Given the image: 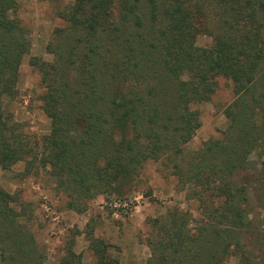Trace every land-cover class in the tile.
<instances>
[{
	"label": "trees",
	"instance_id": "obj_1",
	"mask_svg": "<svg viewBox=\"0 0 264 264\" xmlns=\"http://www.w3.org/2000/svg\"><path fill=\"white\" fill-rule=\"evenodd\" d=\"M191 1L119 0L114 12L116 0H75L63 14L69 29L55 62L30 61L48 88L42 101L50 131L42 137L41 163L77 209L75 201L94 193L124 196L146 160L181 154L201 125L190 103L207 99L217 76L231 80L226 129L205 141L187 167L173 163L205 206L201 224L192 232L177 211L166 222L156 220L147 264H223L234 249L243 250L246 230L262 232L264 239V217L255 211L264 210V0H215L213 24L206 0ZM15 5L0 0L3 169L19 160L28 165L32 153L1 104L15 91L29 47L19 19L10 15ZM201 32L212 37L211 45L196 44ZM240 173L239 183L234 176ZM13 201L0 188V264H30L37 250ZM107 245L91 239L96 264H118ZM59 264L85 263L67 247Z\"/></svg>",
	"mask_w": 264,
	"mask_h": 264
},
{
	"label": "rangeland",
	"instance_id": "obj_2",
	"mask_svg": "<svg viewBox=\"0 0 264 264\" xmlns=\"http://www.w3.org/2000/svg\"><path fill=\"white\" fill-rule=\"evenodd\" d=\"M118 2L116 0L114 12ZM74 3L75 0H16L15 10L11 11L10 15L18 18L24 28L29 47L18 67L15 91L3 95L1 104L9 122L16 125L32 153L27 157L28 165L27 161L19 160L8 169L0 166V188L13 194L12 205L19 211L20 224L25 232L31 234L37 251L30 253L33 258L30 264H59L67 247L79 254L85 264H96V255L90 246L92 238H100L108 244L106 253L117 259L118 264H147L153 257L152 241L157 225L169 219V212L177 211L178 215L186 218L187 227L192 232H196L201 224V209L205 206L201 207L200 202L194 199L192 184L182 181L181 173H176L173 163L187 167L205 141L218 138L226 129L228 119L225 110L234 98L232 82L219 75L214 92L207 99L190 103V107L198 111L201 125L183 145L181 154L168 153L170 160L165 155L158 161L146 160L135 180L125 186L122 197L98 192L75 201L79 209L69 207V198L57 187L50 167L41 163L42 137L50 131V121L42 101L48 88L38 67L30 61L55 62L69 29L63 14ZM190 3L193 5V0ZM203 8L209 14L208 24L216 23V1L206 0ZM211 43L212 37L206 32L196 37L198 46L206 47ZM252 158L256 161L257 155ZM234 180L243 181V173L234 176ZM137 193L143 196L141 204L127 214L113 213L104 205L109 199L132 198ZM46 207L57 214L56 220H51ZM257 210L261 218L264 217V210ZM261 236L262 232L246 230L243 250L234 249L223 264H241L245 259L248 264H264V239ZM261 240L263 242L259 243ZM164 263L166 260L161 263L159 260V264Z\"/></svg>",
	"mask_w": 264,
	"mask_h": 264
},
{
	"label": "built area",
	"instance_id": "obj_3",
	"mask_svg": "<svg viewBox=\"0 0 264 264\" xmlns=\"http://www.w3.org/2000/svg\"><path fill=\"white\" fill-rule=\"evenodd\" d=\"M143 199L142 194L137 193L132 198H113L105 202V206L112 210L113 213L127 214L131 210L136 209L140 206L141 200ZM47 212L50 214L51 220L57 219V214H54L50 207H46Z\"/></svg>",
	"mask_w": 264,
	"mask_h": 264
}]
</instances>
